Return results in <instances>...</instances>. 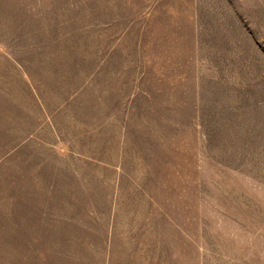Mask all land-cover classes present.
I'll return each mask as SVG.
<instances>
[{"label": "rangeland", "instance_id": "rangeland-1", "mask_svg": "<svg viewBox=\"0 0 264 264\" xmlns=\"http://www.w3.org/2000/svg\"><path fill=\"white\" fill-rule=\"evenodd\" d=\"M0 264H264V0H0Z\"/></svg>", "mask_w": 264, "mask_h": 264}]
</instances>
